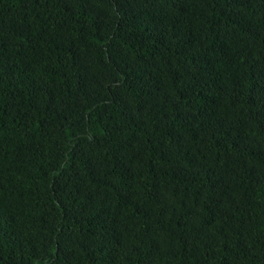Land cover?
Listing matches in <instances>:
<instances>
[{
	"label": "trees",
	"instance_id": "16d2710c",
	"mask_svg": "<svg viewBox=\"0 0 264 264\" xmlns=\"http://www.w3.org/2000/svg\"><path fill=\"white\" fill-rule=\"evenodd\" d=\"M0 264H264V0H0Z\"/></svg>",
	"mask_w": 264,
	"mask_h": 264
}]
</instances>
